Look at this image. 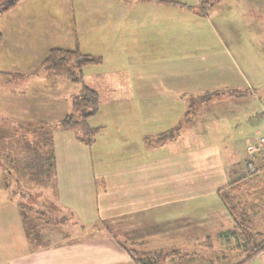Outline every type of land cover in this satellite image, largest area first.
<instances>
[{
	"label": "rangeland",
	"instance_id": "1",
	"mask_svg": "<svg viewBox=\"0 0 264 264\" xmlns=\"http://www.w3.org/2000/svg\"><path fill=\"white\" fill-rule=\"evenodd\" d=\"M5 1L0 8L6 5ZM170 1L195 6L193 9L210 6L203 9L205 15L201 16L188 7L160 0H19L14 9L0 16V187L8 190L0 193V198L11 197L27 206L22 214L28 229L35 226L30 208L44 210L53 202L51 133L57 119L73 112L74 99L81 92L80 84L53 77L40 67L53 48L79 49L99 59L94 65L81 67L84 85L95 90L100 101L97 113L89 121L91 127L102 128L89 149L97 167L120 169L125 165L123 161H131L132 156L146 160L145 157L168 151L164 146L167 139L147 136L148 132L143 137L142 119L150 117L145 122L147 129L161 131L166 129L165 117L170 111L189 110L190 99L181 101L167 91L169 85L163 81L171 73L176 76L175 64L183 75L191 67L199 75L206 65L211 71L208 79L226 76V81L233 69L226 67L229 72H224L221 64L231 63L240 69L236 78L245 75L248 79L244 89L213 92L204 101L211 106L200 110H242L239 118L243 127L249 120L251 124L245 144L264 133L259 128L264 127V0ZM67 18L73 21L76 36L66 32L64 26L70 22ZM41 110L58 112L46 116ZM42 119L47 123H37ZM197 121L194 125L192 120L182 122V129H173V135L193 130L199 125ZM232 122L236 121L232 118ZM189 142L198 144L202 138ZM263 167L253 175L247 172L248 178L235 183L240 191L230 192L232 205L241 212L239 224L247 233L264 234ZM214 225H221L216 231H225L221 237L225 246L217 242L212 248L201 242L202 237L192 238L190 235L200 231L193 226L187 239L184 235L179 237L183 231H178L180 243L171 242L167 233L166 237L150 238L143 251L169 252L162 264L241 262L246 255L227 246L239 243L227 233L232 228L230 223H213L211 230ZM235 229L233 220L232 230ZM164 248L167 251L163 252ZM174 250L179 252L177 256L173 255ZM144 254L138 256L150 259ZM256 262L264 264V253Z\"/></svg>",
	"mask_w": 264,
	"mask_h": 264
},
{
	"label": "crops",
	"instance_id": "2",
	"mask_svg": "<svg viewBox=\"0 0 264 264\" xmlns=\"http://www.w3.org/2000/svg\"><path fill=\"white\" fill-rule=\"evenodd\" d=\"M167 1L169 4L177 2ZM66 23V32H74L76 36L73 21ZM231 66L233 72L225 69ZM219 67L230 73L229 80H224L226 76L208 79L211 71L206 65L199 75L193 73L192 67L183 75L175 64L176 76L171 73V77H164L163 81L169 85L167 91L175 93L181 101L198 99L208 92L244 89L248 79L245 75L243 79L236 78L240 69L236 70L231 63ZM138 79L143 80V77ZM196 105L200 106L198 110L170 111L165 117L166 129L161 131L154 127L147 129L145 122L150 117H143V137L161 138L167 134L164 146L168 151L145 157L147 161L132 156L131 161H123L125 165L120 169L95 166V158L89 152L92 145L78 142L73 133L53 129L49 143L55 177L53 202L44 210L37 207L30 210L35 215V226L28 229L17 199L0 198V264H137L131 252L146 253L143 249L150 238L158 239L170 233L171 242L178 244L181 242L177 238L178 231H183L179 237L184 235L187 239L188 230L193 226L200 231L190 235L192 238L202 237L201 242L212 248L217 242L225 246L221 240L225 231H216L221 225L212 226L215 227L212 230L210 226L229 222L232 228L227 233L234 236V219L221 202L219 191L246 175V161L250 160L247 147L259 137L250 138L247 144L243 142L251 124L249 120L243 127L239 118L242 110L216 112L200 110L211 106L206 102ZM57 112L41 110L46 116ZM163 118L162 115L160 119ZM232 118L236 122H232ZM176 120L180 121L175 123ZM191 120L192 125L196 121L199 125L179 136L170 135L173 129L175 132L182 129V122ZM39 122L47 123V120ZM199 138H202L201 143L189 142ZM6 190L0 187V193ZM227 246L237 250L233 242ZM263 253L249 264L258 263Z\"/></svg>",
	"mask_w": 264,
	"mask_h": 264
},
{
	"label": "trees",
	"instance_id": "3",
	"mask_svg": "<svg viewBox=\"0 0 264 264\" xmlns=\"http://www.w3.org/2000/svg\"><path fill=\"white\" fill-rule=\"evenodd\" d=\"M2 1L5 0H0V3ZM5 2L6 5L3 8H0V16L7 14L12 9H14L17 6L19 0H6ZM162 2L170 3L168 1ZM175 4L185 6L190 9H193L195 7L181 3ZM208 6L210 5L197 6L193 10L198 11L199 14L203 16L205 15L204 13H202L203 9L205 11V7H207L206 10H208ZM98 62V58L90 54L82 53L79 49L53 48L48 52L47 56L40 63V67L47 70L51 76L56 78H64L68 82L81 85L80 97H76L73 102V112L67 115L65 118L61 119L56 124L55 129L73 133L76 140L86 146H91L96 141V137L102 128L91 127L89 124V120L98 111L100 101L98 93L95 90L84 85L81 67L84 65H94ZM212 95L213 92H208L203 94V96L198 99H190L192 103L189 105V110H196L195 106L197 107V109H199L196 105L197 100H199V102H204L208 99L209 96L211 97ZM172 134L173 132L170 133V135ZM166 137L167 134H163L161 138L164 139ZM244 178L247 177L243 176L235 183H240L239 181ZM235 183L231 184V186L229 185V187L225 190H220L219 198L221 202L227 207V210L236 222L234 237L239 240L237 251L239 253L242 252L246 255L245 258L237 264H249L255 261L259 254L264 251V234L261 232H257L255 234L251 232L247 233L243 231L242 225L239 224L238 219H240L241 212L238 210V208L236 209L232 205L234 199L233 196H231V193L233 194V190L240 191L239 186H237V184L235 185ZM18 205L21 211H25V209H27V206L23 204ZM30 210L32 209L30 208ZM257 238L261 239V241L258 242ZM175 254H179V252L175 251ZM131 255L133 256V259L135 260V262H137V264H162V260L169 256V252L146 253L144 254L145 256L150 255V259L148 260H144L143 257H140L141 254L140 256H138V253L133 254L131 252Z\"/></svg>",
	"mask_w": 264,
	"mask_h": 264
},
{
	"label": "built area",
	"instance_id": "4",
	"mask_svg": "<svg viewBox=\"0 0 264 264\" xmlns=\"http://www.w3.org/2000/svg\"><path fill=\"white\" fill-rule=\"evenodd\" d=\"M250 160L247 163L248 175H253L260 166H264V135L253 141L247 147Z\"/></svg>",
	"mask_w": 264,
	"mask_h": 264
}]
</instances>
